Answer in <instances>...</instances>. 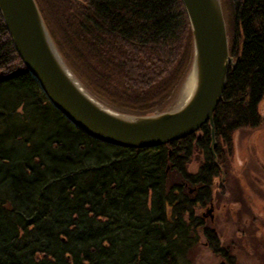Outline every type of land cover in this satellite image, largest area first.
Instances as JSON below:
<instances>
[{"label": "trees", "instance_id": "trees-1", "mask_svg": "<svg viewBox=\"0 0 264 264\" xmlns=\"http://www.w3.org/2000/svg\"><path fill=\"white\" fill-rule=\"evenodd\" d=\"M36 1L63 60L104 106L135 116L174 106L193 57L182 0ZM224 1L236 65L214 113L217 164L209 123L149 150L84 134L41 92L0 11V264H188L201 228L231 262L200 211L221 196L236 135L264 124V0Z\"/></svg>", "mask_w": 264, "mask_h": 264}, {"label": "water", "instance_id": "water-1", "mask_svg": "<svg viewBox=\"0 0 264 264\" xmlns=\"http://www.w3.org/2000/svg\"><path fill=\"white\" fill-rule=\"evenodd\" d=\"M193 35L190 70L171 109L135 116L104 106L63 60L36 0H0L7 31L27 71L49 103L69 123L98 142L129 149H153L194 134L209 123L212 153L217 146L214 113L223 99L230 67V37L222 0H182ZM192 95L178 107L187 84ZM222 177L224 171L221 169ZM212 211V210H211ZM218 264H228L225 260Z\"/></svg>", "mask_w": 264, "mask_h": 264}, {"label": "rangeland", "instance_id": "rangeland-1", "mask_svg": "<svg viewBox=\"0 0 264 264\" xmlns=\"http://www.w3.org/2000/svg\"><path fill=\"white\" fill-rule=\"evenodd\" d=\"M228 9L224 1L223 12L231 40ZM235 146L236 155L228 166L227 177L224 173V177L218 178L216 189L221 196L215 201L213 211L208 212L209 205L200 211L201 216L205 214L204 226L219 235L231 262L211 252L201 228L199 243L189 252L188 264H218L223 260L228 264H264V124L259 129L240 131ZM199 161L200 156L195 157L189 166L191 172L197 171Z\"/></svg>", "mask_w": 264, "mask_h": 264}, {"label": "bare ground", "instance_id": "bare-ground-1", "mask_svg": "<svg viewBox=\"0 0 264 264\" xmlns=\"http://www.w3.org/2000/svg\"><path fill=\"white\" fill-rule=\"evenodd\" d=\"M194 83H189L187 84V87L185 88V90L183 91V94L181 95V98L179 100V104L178 107L183 106L187 100L189 99L190 95H192L194 86Z\"/></svg>", "mask_w": 264, "mask_h": 264}, {"label": "flooded vegetation", "instance_id": "flooded-vegetation-1", "mask_svg": "<svg viewBox=\"0 0 264 264\" xmlns=\"http://www.w3.org/2000/svg\"><path fill=\"white\" fill-rule=\"evenodd\" d=\"M214 205H215V202H211V203H210L209 206L211 207V209H208V212H209V213H211V212L213 211V209H214ZM211 210H212V211H211ZM203 217H205V214H203V216H201V218H203Z\"/></svg>", "mask_w": 264, "mask_h": 264}]
</instances>
